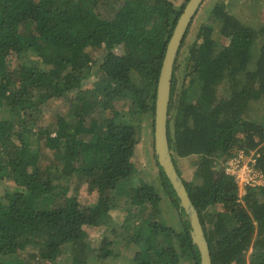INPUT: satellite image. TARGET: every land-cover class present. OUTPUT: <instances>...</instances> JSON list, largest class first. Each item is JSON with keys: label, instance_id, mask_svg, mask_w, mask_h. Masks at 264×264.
Masks as SVG:
<instances>
[{"label": "trees", "instance_id": "16d2710c", "mask_svg": "<svg viewBox=\"0 0 264 264\" xmlns=\"http://www.w3.org/2000/svg\"><path fill=\"white\" fill-rule=\"evenodd\" d=\"M188 1L178 7L171 0H0V180L13 182L0 196V264H56L66 248L72 264H87L93 250L86 228L116 233L117 223L127 237L133 229L135 264H201L188 214L157 155L182 229L161 222L162 196L150 183L130 188L122 222L111 213L123 206L118 184L137 173L138 119L151 113L155 123L167 44ZM206 15L189 45L179 91L191 27L176 61L170 147L176 166L178 158L196 157L199 183L184 182L213 263L264 264V186L241 198L225 171L241 134L240 149L258 150L264 173V24L245 23L222 0ZM89 47L105 49L100 62ZM91 75L97 83L84 88ZM220 88L229 96L218 98ZM58 98H68V113L43 127L45 105ZM73 176L99 192L97 202L85 205L68 194Z\"/></svg>", "mask_w": 264, "mask_h": 264}, {"label": "rangeland", "instance_id": "374dc122", "mask_svg": "<svg viewBox=\"0 0 264 264\" xmlns=\"http://www.w3.org/2000/svg\"><path fill=\"white\" fill-rule=\"evenodd\" d=\"M176 6H181L186 0H171ZM219 0H205L202 7L200 8L197 16L195 17L190 33L187 37V44L184 50V58L180 64L178 74H179V84L177 90L179 91V85H181L183 77L186 71V63L188 59V49L189 45L193 43L196 39L199 26L202 22L206 21L207 15L206 10L211 9L212 5ZM221 1V0H220ZM228 4L229 11L236 15L239 19L245 23L252 25L254 27H259L264 24V0H222ZM100 11L104 14H108V9L100 7ZM217 34V33H216ZM224 42H228L226 38H223ZM88 52L91 54L96 62H100L103 58L105 49L103 47H89ZM11 69L14 70L17 67V58L15 56L10 57ZM94 69H98V65L94 66ZM136 78V77H135ZM98 81V76L91 75L84 83V88H93ZM251 87V86H250ZM73 94V93H72ZM74 95V94H73ZM229 92L226 88L218 89V98L228 97ZM73 97V96H72ZM68 99V98H67ZM66 98L52 99L44 108V118L41 125L46 127L55 123L58 114L66 115L69 111V101ZM129 107V103L126 104L125 108ZM253 112H261L260 106H255ZM9 114V113H8ZM138 136L140 137L139 143L137 145V154L135 157L136 167L138 168L137 173L128 179L122 180L117 187V193L122 195L119 199V203L122 206L123 202L127 200L126 195L128 194L131 187L138 186L142 183L153 184L159 194L162 196L160 202V219L161 222L174 227L177 231L182 229V218L180 217L179 211L174 205L172 199L166 195L167 191L163 183V178L161 176V171L156 164V154L154 147V129L153 118L151 113H145L141 118L138 119L137 123ZM235 138L237 140L234 146V151L240 149L243 146L241 140L242 135L236 134ZM177 166L181 172L183 179L187 181L194 180L196 183L199 181L195 178L196 171V157L190 156L185 158H178ZM71 181V187L68 194L70 196H75L79 199L82 204L89 205L97 202L99 197V192H90L88 190L87 184L82 183L78 186L79 179L73 176ZM62 180L59 178V172L53 170V184L59 185ZM63 184L68 185L66 180H63ZM78 186V188H77ZM13 187V182L7 180H0V196L3 195L7 189ZM61 187L56 190L60 191ZM108 193V192H107ZM110 193V192H109ZM242 198V197H241ZM127 205H123L117 208L115 211L112 210V217L116 222H122V216ZM218 208V207H217ZM219 209V208H218ZM185 218H187L185 216ZM189 218V216H188ZM138 225V223H136ZM120 224L117 223L116 233L109 228L99 226L97 229L94 227L86 228L87 236L85 239L89 242V245L93 251H91L88 256L89 260L87 264H135L133 262V257L135 251L137 250V245L129 238V235L133 233L130 231L128 237L126 230L119 227ZM125 234V235H124ZM67 251L62 254L56 264H72L71 259V248H66ZM88 251V250H87ZM108 253V254H107ZM251 252L248 254V259H250ZM95 255H98L95 257ZM27 256V255H24ZM88 258V257H87ZM91 258V259H90ZM33 264V262H32ZM34 264H43L40 262H35ZM50 264V262L45 263ZM184 264H190V262L185 261Z\"/></svg>", "mask_w": 264, "mask_h": 264}, {"label": "water", "instance_id": "95a60500", "mask_svg": "<svg viewBox=\"0 0 264 264\" xmlns=\"http://www.w3.org/2000/svg\"><path fill=\"white\" fill-rule=\"evenodd\" d=\"M204 2L205 0H189L187 2L167 44L157 87L154 147L158 162L180 199L181 208H183L189 216L192 226L191 235L193 242L200 250L201 264H214L200 213L173 159L168 128L176 61L185 37Z\"/></svg>", "mask_w": 264, "mask_h": 264}, {"label": "built area", "instance_id": "2783aa9c", "mask_svg": "<svg viewBox=\"0 0 264 264\" xmlns=\"http://www.w3.org/2000/svg\"><path fill=\"white\" fill-rule=\"evenodd\" d=\"M258 150L238 149L225 162V171L239 187V195H246L249 188L264 186V173L257 167Z\"/></svg>", "mask_w": 264, "mask_h": 264}, {"label": "crops", "instance_id": "0c3cea01", "mask_svg": "<svg viewBox=\"0 0 264 264\" xmlns=\"http://www.w3.org/2000/svg\"><path fill=\"white\" fill-rule=\"evenodd\" d=\"M95 229H97L98 227H94Z\"/></svg>", "mask_w": 264, "mask_h": 264}]
</instances>
